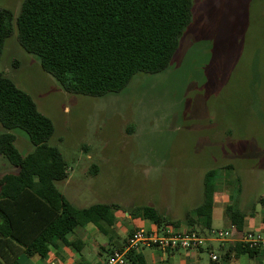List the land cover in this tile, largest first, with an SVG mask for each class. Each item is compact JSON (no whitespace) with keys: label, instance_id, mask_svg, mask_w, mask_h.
<instances>
[{"label":"rangeland","instance_id":"rangeland-1","mask_svg":"<svg viewBox=\"0 0 264 264\" xmlns=\"http://www.w3.org/2000/svg\"><path fill=\"white\" fill-rule=\"evenodd\" d=\"M192 1V21L168 68L138 73L102 97L66 92L20 46L16 29L4 43L0 70L54 124L48 145L68 165L57 188L78 209L112 206L122 239L138 226L128 216L136 208L203 200L208 172H220L217 182L241 210L264 209V0ZM23 2L0 0V10L17 17ZM11 133L23 155L33 150L25 131ZM9 173L17 169L0 156V179ZM218 212L214 226L226 230ZM106 236L101 243L111 251L117 239ZM194 260L210 264V255L198 252Z\"/></svg>","mask_w":264,"mask_h":264},{"label":"trees","instance_id":"trees-1","mask_svg":"<svg viewBox=\"0 0 264 264\" xmlns=\"http://www.w3.org/2000/svg\"><path fill=\"white\" fill-rule=\"evenodd\" d=\"M192 16V0H24L17 17L0 10V57L16 29L20 46L37 56L66 92L102 97L119 93L138 73L167 69ZM0 126V156L17 169L0 179V264H22L23 254L47 259L60 244L81 254L83 243L69 236L88 224L103 234L112 232L117 223L112 206L78 209L57 188V182L68 178V165L61 151L48 145L54 124L1 70ZM15 129L28 134L30 153L23 155L16 147ZM219 174L205 175L203 201L182 221H171L147 206L129 216L151 222L152 229L187 224L209 236ZM258 202L264 206V198ZM226 216L232 235L243 237L246 214L232 205ZM123 248L105 252L111 256ZM225 250L227 256L264 259V248L232 243ZM127 258L130 264H147L135 251Z\"/></svg>","mask_w":264,"mask_h":264},{"label":"crops","instance_id":"crops-1","mask_svg":"<svg viewBox=\"0 0 264 264\" xmlns=\"http://www.w3.org/2000/svg\"><path fill=\"white\" fill-rule=\"evenodd\" d=\"M220 175L221 174H219V176ZM217 180L218 178L216 179V186H215L216 197H215V203H214V209H213V230L214 231L222 230L214 226L216 212L219 211L218 217L221 218L224 221V225H226L224 228L226 230L224 231L231 232L233 228L231 226L230 220L226 216V212L230 206L235 205V204L221 189V182H217ZM198 201L196 200V202H192V200H190V202L187 205L178 204L176 208L174 205H169L166 207L157 205V211L160 214H162L164 217H166L167 219L169 218V220L171 221H182L181 219L184 220L185 217L190 212H192L197 206H199L203 200L201 201L198 200ZM242 211L246 214L245 230H244L245 233L249 231L264 230V209H262L260 213L256 212L253 209H251V212H247L244 210ZM177 212L178 213L183 212L184 213L183 218H178ZM119 218H120V215L117 216V223L115 227L112 229V232L113 234H115V237L117 239L115 243L113 242L111 243L113 249L115 246L123 247L126 244V237L122 239L120 233L117 232V230L115 229L119 222ZM129 219H130V225H131V222H136L137 223L136 225L138 226L136 227L134 225L133 228H129L127 231L131 232L136 229H145V228L140 227L143 225L142 220L132 219L131 216ZM186 227H188L187 224H182L180 228H186ZM146 229L148 230V228ZM97 230L98 229L95 228V226H93L92 224H88L85 227L76 228L74 233L69 236L70 241L79 240L83 243L81 254L75 252L72 248H69V247L64 246L63 244H60L58 249L52 250L50 257L47 259H43L38 256H35L29 259L26 257V255L23 254L19 257V262H21L22 264H102L107 259L103 255V253L106 251L105 249L107 248L104 246V242L101 243V238L107 237V236L106 234H101ZM108 237L109 239H111V236H108ZM234 237L235 239L240 238L238 236H234ZM92 238L93 240H91ZM121 240L122 241L124 240V241L122 242ZM92 243H94V246H92ZM232 243H239V242H236L234 240H229V241H226L225 243L210 241L205 246H203L202 248L198 250H188V251L178 250V251L163 252L156 248H144V249L137 251V253L141 254L144 257L147 264H150V263L151 264H197V262L194 260V255L197 254L198 252H204V251H207L209 255L210 253H214L217 256L219 254L217 261H212L210 258V264H219L221 260H223L227 264H259L260 262L264 264V259L260 257L251 259L248 256L236 257L232 254L227 256L225 248L227 247L228 244H232ZM147 251L148 253L146 256L145 253ZM181 252L185 253L184 258L181 257L179 261L175 262L174 255L181 253ZM87 253H88V257H87L88 259L86 258ZM101 257H104L105 260L103 261ZM76 259H78L79 262L78 261L76 262ZM126 264H130V263L127 261Z\"/></svg>","mask_w":264,"mask_h":264},{"label":"built area","instance_id":"built-area-1","mask_svg":"<svg viewBox=\"0 0 264 264\" xmlns=\"http://www.w3.org/2000/svg\"><path fill=\"white\" fill-rule=\"evenodd\" d=\"M234 240L248 245L250 248H264V230L249 231L243 237L235 239L230 231H212L211 235L204 236L198 232L186 228H175L172 226L160 229H136L127 238L126 244L121 251H115L102 264H126L128 254L144 248H156L163 252L198 250L208 242L214 241L225 243ZM212 261H217L218 256L210 253Z\"/></svg>","mask_w":264,"mask_h":264}]
</instances>
